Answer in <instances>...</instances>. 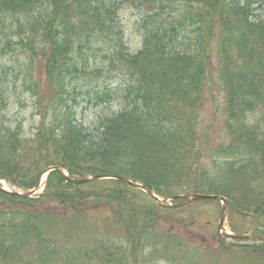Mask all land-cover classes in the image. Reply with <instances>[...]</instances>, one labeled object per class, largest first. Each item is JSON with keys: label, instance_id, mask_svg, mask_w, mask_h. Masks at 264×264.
<instances>
[{"label": "trees", "instance_id": "trees-1", "mask_svg": "<svg viewBox=\"0 0 264 264\" xmlns=\"http://www.w3.org/2000/svg\"><path fill=\"white\" fill-rule=\"evenodd\" d=\"M120 6L139 11L134 52L122 39ZM80 75L90 78L84 88L71 83ZM214 87L224 95L229 144L205 159L199 121ZM17 96L33 99L40 116L29 136L4 119L8 98L28 105ZM113 100L93 128L77 121L81 101ZM48 166L127 177L162 195H223L264 235V0H0V178L25 190ZM118 183L84 191L54 170L37 199L0 192L21 206L0 210V264H264V243L203 246L158 231L154 213L132 221L121 213L116 237L125 245L105 246L101 219L88 227L22 209L46 197L86 217L101 203L133 212L129 187Z\"/></svg>", "mask_w": 264, "mask_h": 264}, {"label": "rangeland", "instance_id": "rangeland-1", "mask_svg": "<svg viewBox=\"0 0 264 264\" xmlns=\"http://www.w3.org/2000/svg\"><path fill=\"white\" fill-rule=\"evenodd\" d=\"M137 11L135 9L124 7L121 9L119 13V22L122 28V39L128 49V51L134 52L137 50L141 45V31L138 26V15L136 13ZM97 60L98 57L93 56L91 60ZM96 62V64H97ZM89 79L88 77H85L83 75L78 76L77 78L72 79V84L76 87L84 88L86 85V80ZM113 80V79H112ZM117 83V80L112 81V84L115 85ZM211 89V90H210ZM210 90V91H209ZM206 101L204 108L201 112V117L199 121V125L201 131H203V134L201 135V143L199 148L200 155L203 156V158H208L207 155L212 154L211 149L209 146L219 144L220 138L219 136L225 133L224 128V106H225V99L223 93L217 88L214 87L207 89L206 94ZM18 98H21L22 96H17ZM84 97V96H83ZM22 99L25 101L26 104H28L25 107H22L17 102L11 103V99L8 98L7 100L9 103L6 105V108L3 109L6 110V115L4 116V119L7 120L9 123L13 124H22L23 133L26 136L31 135L34 132L35 127L39 123L40 116L35 114V107H34V101L33 99H29L25 97H22ZM14 100V99H13ZM117 104L116 101L113 100L110 105L109 104H102V105H94L93 103H86L84 101H81L79 106H76V117L77 119L82 122L84 125L92 127V121H95L97 117H99L103 111L108 112L111 108H116ZM91 122V123H90ZM207 127V128H206ZM205 131V133H204ZM207 133L209 134V137H207ZM204 135L206 136V140H204ZM204 165H207V162H203ZM112 182L111 180H96L91 181L89 183L83 184L80 188H82L84 191H94V190H101L104 191L105 188H112ZM46 183V180H44V185ZM116 184L114 183V186ZM10 188H15V186L8 184ZM41 189L37 192H41ZM138 192V191H137ZM136 192V193H137ZM36 193V195H37ZM35 195V194H34ZM138 200L140 203L144 204H150L152 201L146 197L144 194L138 195ZM22 209L32 210V209H38V210H47L50 212H60L64 214H69V216L78 218L80 221H82L83 225H86L88 227L91 226V224L98 222L97 219H103L102 229H103V241H105V246L115 244L119 245H125L124 241H121L119 237H116L118 233H121L119 221H120V207L124 208V204L121 206L118 202H114L111 204H103L101 203L99 207L97 208H90V212L87 213V217L81 214H75L72 212L71 208L68 206H64L63 203L57 202L53 199L49 198H42L39 200H36L32 204H28L26 206L22 205ZM20 205H14L13 202H10L8 198L0 194V210L3 211V213H7L11 208H18ZM220 206L213 203H206L204 201H198L194 202L193 204H190L181 211H174V215L176 217H181L186 222L191 221V217L195 216V224L194 226H182L181 222L175 221L173 222L174 226V232H176L179 236L183 235L185 233H188V230L193 234V237H195L198 241L197 243H200L202 245L205 244H215L214 241L211 238V235L216 232V226H217V218L219 214ZM93 212L94 216L92 215ZM153 213V209H150L146 212L145 215ZM164 214H168V212H165ZM144 215V216H145ZM150 216V215H149ZM153 217V216H150ZM91 218V220H90ZM230 218V216H229ZM240 218V217H239ZM87 219V220H86ZM234 218L231 219V221ZM242 219V218H241ZM210 221V223H208ZM229 221V219H228ZM230 221V225H231ZM246 223L243 221H240L239 219H236V221L233 222L235 226H238L239 228H243V226H252L250 225L251 220L247 218L245 220ZM251 222V223H250ZM263 224V223H261ZM260 224V225H261ZM159 228L162 226V221L158 223ZM165 228V225H163ZM244 227V228H246ZM187 228V229H186ZM228 226L226 227V229ZM152 230V228H151ZM158 230V229H157ZM159 231V230H158ZM65 235V232L63 233ZM60 238H62V235H59ZM92 239H94V234L91 235ZM74 239V238H73ZM75 241H81L80 239H74ZM115 243V244H114ZM81 244H84L81 243ZM79 245H72V247H78ZM76 249V248H75ZM148 251V249H146ZM142 264V263H139ZM148 264H168L164 261H157L154 263H148Z\"/></svg>", "mask_w": 264, "mask_h": 264}, {"label": "water", "instance_id": "water-1", "mask_svg": "<svg viewBox=\"0 0 264 264\" xmlns=\"http://www.w3.org/2000/svg\"><path fill=\"white\" fill-rule=\"evenodd\" d=\"M54 168H56V169H58V170L60 171L61 175H63V177H64L65 180H67V181H69V182H72V183H75V184L84 183V182H87V181H89V180H91V179L102 178V176H95V177H93V178L75 179V178H71V177H69L68 174H66V173H65L60 167H49V168L45 169V170L41 173V175H40V177H39V180H38L36 186H35L32 190H30V191H25V192L13 191V190L5 189V188H3V187H1V186H0V190H2V191H6V192H9V193H12V194H19V195H22V196H30V195H31V194H32V193H33V192L39 187V184H40V182H41L42 177H43L48 171H50V170H52V169H54ZM118 179H122V180H124V181L130 182L129 180H127V179H125V178H121V177H118ZM203 197H204V196H202V195H193V196H192V199H199V198H203ZM236 237H246V235H245V236H237V235H236Z\"/></svg>", "mask_w": 264, "mask_h": 264}, {"label": "bare ground", "instance_id": "bare-ground-1", "mask_svg": "<svg viewBox=\"0 0 264 264\" xmlns=\"http://www.w3.org/2000/svg\"><path fill=\"white\" fill-rule=\"evenodd\" d=\"M2 184H3V186L8 187V185L6 183L2 182Z\"/></svg>", "mask_w": 264, "mask_h": 264}]
</instances>
